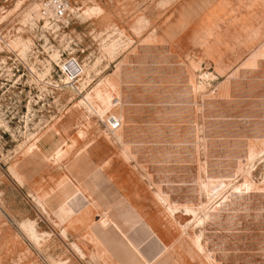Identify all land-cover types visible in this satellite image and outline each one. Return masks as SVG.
I'll use <instances>...</instances> for the list:
<instances>
[{
	"label": "rangeland",
	"instance_id": "1",
	"mask_svg": "<svg viewBox=\"0 0 264 264\" xmlns=\"http://www.w3.org/2000/svg\"><path fill=\"white\" fill-rule=\"evenodd\" d=\"M47 1L0 0V264H139L107 208L150 264H264V0Z\"/></svg>",
	"mask_w": 264,
	"mask_h": 264
},
{
	"label": "crops",
	"instance_id": "2",
	"mask_svg": "<svg viewBox=\"0 0 264 264\" xmlns=\"http://www.w3.org/2000/svg\"><path fill=\"white\" fill-rule=\"evenodd\" d=\"M66 155L67 154H65L62 158H60V159H58L56 156H54V155H52V158H54V159H57V160H61V159H63L64 157H66ZM83 186V185H82ZM81 188V186L79 187H77V189H75V190H72V191H69V190H67L66 192H64V196H63V198H62V200H61V204H66V202L67 201H69L70 199L69 198H67V195H69V196H73L75 193H76V191L77 190H79ZM97 208V207H100V204L98 203V201H94V203L92 202L91 204H89V205H84L83 206V208L81 209V211H80V213H78L73 219L71 218V220L69 221V224H71V223H74V222H78L79 224H81L82 226H85V228L86 227H88L90 224H92V215H93V211H94V208ZM84 209H90L91 210V212L88 214V216L87 217H83V216H85V215H83L82 214V212L84 211ZM63 210H65V212H71L70 211V209H68V208H64ZM105 214V215H104ZM101 215H103V217H105V218H107L108 220H111V223L112 224H107V228H108V231H110L111 229H113V230H118V231H120L122 234H124L123 236H124V238L126 239V241L129 243V245L136 251V253L137 254H139V258H140V262H139V264L141 263L142 264V258L143 259H145V261H146V263H147V261H148V259L146 258V257H144V255H143V253H141V251L138 249V247H136L134 244H136L137 246H139V248H142V241H138L137 239V237L135 236V234L134 233H131V232H129L130 234H131V240L132 241H130V239L126 236V234L125 233H123L122 232V230L120 229V227H119V225L116 223V221H114L113 220V217H112V215H111V213H110V210L107 208V209H105V210H103V212H102V214ZM139 216L140 217H142V214H140L139 213ZM68 224V225H69ZM115 224H116V227H115ZM68 225L66 226V228H67V230H68ZM141 224H139L137 227H138V233H140V232H142V226H140ZM134 239V240H133ZM134 244H133V243ZM136 248L139 250V253L137 252V250H136ZM169 248V247H168ZM141 256V257H140Z\"/></svg>",
	"mask_w": 264,
	"mask_h": 264
},
{
	"label": "built area",
	"instance_id": "3",
	"mask_svg": "<svg viewBox=\"0 0 264 264\" xmlns=\"http://www.w3.org/2000/svg\"><path fill=\"white\" fill-rule=\"evenodd\" d=\"M46 14L51 13L56 17L64 16L69 9L68 0H48L45 3ZM66 65L65 73L70 80H76L80 74L83 72L82 65L76 61H69ZM123 125L122 119L117 114H111L108 119V129L111 132H115L120 129Z\"/></svg>",
	"mask_w": 264,
	"mask_h": 264
},
{
	"label": "bare ground",
	"instance_id": "4",
	"mask_svg": "<svg viewBox=\"0 0 264 264\" xmlns=\"http://www.w3.org/2000/svg\"><path fill=\"white\" fill-rule=\"evenodd\" d=\"M113 100H114V104L115 105H118V103L120 104V102H118V103L116 102L115 98ZM55 151H56L55 153H56L57 158L63 157L65 155V153H66V149H64L62 146H58ZM67 198L70 199L71 196L67 195ZM157 198H158V201L160 203H162V204H164L167 201V199L162 194H158ZM168 205H169V207H168L169 213L172 216H175V213L178 212L179 206L175 202H173L172 204H168ZM220 205H222V203ZM90 212H91L90 209H84V211L82 212V214L85 215V216H83V217H87ZM187 212L195 213L194 210H192V209H188ZM66 213H70V212H66ZM115 227H116V224H115ZM63 234L66 235V231H63ZM198 238L201 239V235H199ZM195 242L198 245L199 249L202 251L203 250L202 243L199 244L197 241H195ZM136 250L139 253V250L137 248H136ZM147 264H150L149 261H147Z\"/></svg>",
	"mask_w": 264,
	"mask_h": 264
}]
</instances>
